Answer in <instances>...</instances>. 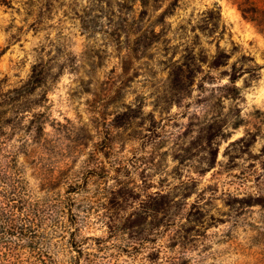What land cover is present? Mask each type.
Masks as SVG:
<instances>
[{"label": "rangeland", "instance_id": "obj_1", "mask_svg": "<svg viewBox=\"0 0 264 264\" xmlns=\"http://www.w3.org/2000/svg\"><path fill=\"white\" fill-rule=\"evenodd\" d=\"M248 1L0 0L4 91L35 65L47 70L5 111L6 151L39 113L44 134L32 132L28 162L129 173L131 186L154 179L149 192L202 209L208 235L233 227L239 198L238 240L264 234V0ZM233 78L236 98L225 88ZM211 246L217 257L201 264H247L223 254L227 243ZM247 251L264 254V237Z\"/></svg>", "mask_w": 264, "mask_h": 264}, {"label": "trees", "instance_id": "obj_2", "mask_svg": "<svg viewBox=\"0 0 264 264\" xmlns=\"http://www.w3.org/2000/svg\"><path fill=\"white\" fill-rule=\"evenodd\" d=\"M253 5L241 8L243 14L255 13ZM46 76L47 70L35 65L19 89L5 92L0 85V264H201L217 257L214 243L228 244L224 255H244L247 264H264V254L253 258L247 251L264 234L238 240V212L243 207L239 198H231L239 204L230 216L233 227L208 235L202 209L197 206L195 211L187 196L178 198L162 188L149 192L154 179H148L147 186H131L129 173L110 179L88 165L68 174L28 162L26 143L32 132L44 134L39 113L22 130L19 149L7 152L5 111L15 102L14 95L26 98L45 83ZM225 88L236 98L235 78ZM30 170L39 176V183L32 181ZM61 185L66 187L64 194ZM92 229L100 233L90 234Z\"/></svg>", "mask_w": 264, "mask_h": 264}]
</instances>
